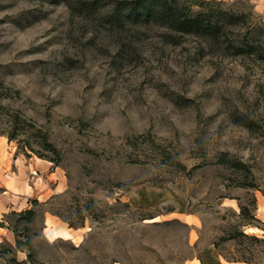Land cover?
I'll return each mask as SVG.
<instances>
[{
    "label": "rangeland",
    "instance_id": "obj_1",
    "mask_svg": "<svg viewBox=\"0 0 264 264\" xmlns=\"http://www.w3.org/2000/svg\"><path fill=\"white\" fill-rule=\"evenodd\" d=\"M215 1L264 27V0ZM106 11L0 0V130L19 117V142L0 135V220L37 201L36 264H196L235 221L234 198L253 194L264 221V34L237 57ZM37 130L56 161L29 149L42 152ZM220 157L247 164L257 189L233 187L243 179L210 164ZM30 169L46 185L27 182ZM0 243V264H31L9 259L10 230Z\"/></svg>",
    "mask_w": 264,
    "mask_h": 264
},
{
    "label": "trees",
    "instance_id": "obj_2",
    "mask_svg": "<svg viewBox=\"0 0 264 264\" xmlns=\"http://www.w3.org/2000/svg\"><path fill=\"white\" fill-rule=\"evenodd\" d=\"M49 4H63L73 14L93 15L95 12L106 9L107 17L118 21H126L138 24H156L164 29L168 35L178 34L180 36H193L200 48L204 46H217L229 51L237 57H252L261 48L259 35L264 34L263 26H256L250 13H237L223 9L224 2L215 0H39ZM173 37V36H172ZM2 84L0 83V86ZM3 95V94H2ZM3 97V96H2ZM17 114L8 120V130H0V135H5L9 142L18 139ZM40 151L35 152L40 158H49L51 162L56 161L54 156L56 150L48 141L47 135L37 130ZM29 145V144H28ZM46 152V153H45ZM45 153V154H43ZM166 153H161V157ZM53 157V158H52ZM228 170L230 174L241 177L236 180L233 187L244 190H256L257 187L248 181L253 178L250 167L236 160L217 158L210 163ZM183 167V166H182ZM196 167V166H194ZM238 201V213L233 214L235 221L222 229V233L209 245L198 249L196 258L199 264H221L228 263L264 264V221L261 222L254 217L256 199L249 194L245 201ZM31 207L21 212H10L8 216L16 217L13 224L3 215L0 220V228L10 230L14 234L13 249L8 245L7 254L9 259L16 251L26 254V260L36 264L35 251L31 244L29 225L38 218L37 201H30ZM180 212H183L181 210ZM143 220L145 218H142ZM23 221L22 226L19 223ZM69 228H78L80 223L68 222ZM246 228H257L262 231L259 237L253 233H246ZM5 243H3V247ZM2 243H0V247Z\"/></svg>",
    "mask_w": 264,
    "mask_h": 264
},
{
    "label": "built area",
    "instance_id": "obj_3",
    "mask_svg": "<svg viewBox=\"0 0 264 264\" xmlns=\"http://www.w3.org/2000/svg\"><path fill=\"white\" fill-rule=\"evenodd\" d=\"M26 181L29 182L31 185H46L45 178L36 170L30 169L28 172V177Z\"/></svg>",
    "mask_w": 264,
    "mask_h": 264
},
{
    "label": "bare ground",
    "instance_id": "obj_4",
    "mask_svg": "<svg viewBox=\"0 0 264 264\" xmlns=\"http://www.w3.org/2000/svg\"><path fill=\"white\" fill-rule=\"evenodd\" d=\"M260 210L264 211V206L260 207ZM45 230V229H44ZM47 232H49V229L46 228ZM253 229L252 228H247L246 231L249 232V231H252ZM56 234H65V235H68L66 232L64 231H57V230H53L52 232V235H56ZM72 236V235H71ZM196 264H199L198 260H196Z\"/></svg>",
    "mask_w": 264,
    "mask_h": 264
},
{
    "label": "crops",
    "instance_id": "obj_5",
    "mask_svg": "<svg viewBox=\"0 0 264 264\" xmlns=\"http://www.w3.org/2000/svg\"><path fill=\"white\" fill-rule=\"evenodd\" d=\"M263 5H264V4H263ZM255 9H256V11H259V10L261 9V6H260L259 8H258V7L255 8ZM260 11H261V10H260ZM260 11H259V13L263 14V17H264V11H261V12H260ZM29 160H31V158H29ZM1 211H3V209H1L0 212H1ZM0 229H2V228H0ZM235 264H236V263H235ZM237 264H238V263H237Z\"/></svg>",
    "mask_w": 264,
    "mask_h": 264
}]
</instances>
